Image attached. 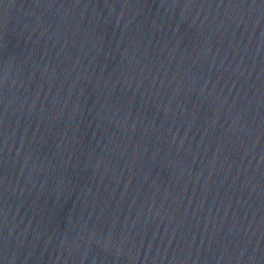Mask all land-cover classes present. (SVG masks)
Instances as JSON below:
<instances>
[{
	"label": "water",
	"instance_id": "water-1",
	"mask_svg": "<svg viewBox=\"0 0 264 264\" xmlns=\"http://www.w3.org/2000/svg\"><path fill=\"white\" fill-rule=\"evenodd\" d=\"M0 264H264V0H0Z\"/></svg>",
	"mask_w": 264,
	"mask_h": 264
}]
</instances>
